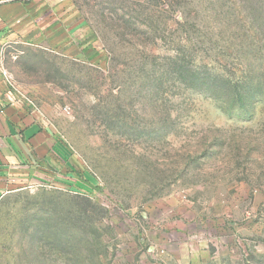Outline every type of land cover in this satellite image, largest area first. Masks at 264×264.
<instances>
[{
	"label": "rangeland",
	"instance_id": "1",
	"mask_svg": "<svg viewBox=\"0 0 264 264\" xmlns=\"http://www.w3.org/2000/svg\"><path fill=\"white\" fill-rule=\"evenodd\" d=\"M45 1L0 69L74 177L0 201V264H264V0Z\"/></svg>",
	"mask_w": 264,
	"mask_h": 264
},
{
	"label": "crops",
	"instance_id": "2",
	"mask_svg": "<svg viewBox=\"0 0 264 264\" xmlns=\"http://www.w3.org/2000/svg\"><path fill=\"white\" fill-rule=\"evenodd\" d=\"M45 2L0 0V54L11 41L40 37ZM43 118L35 105L18 97L0 69V201L24 189L72 183L71 151Z\"/></svg>",
	"mask_w": 264,
	"mask_h": 264
}]
</instances>
